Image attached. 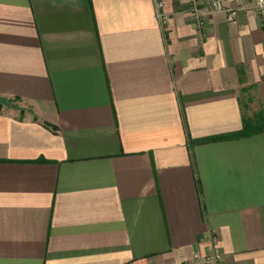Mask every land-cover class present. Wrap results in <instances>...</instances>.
Instances as JSON below:
<instances>
[{"label":"crops","instance_id":"obj_1","mask_svg":"<svg viewBox=\"0 0 264 264\" xmlns=\"http://www.w3.org/2000/svg\"><path fill=\"white\" fill-rule=\"evenodd\" d=\"M245 88L264 113L252 3L199 27L188 0H0V264H185L213 236L264 264V132L195 142L242 129Z\"/></svg>","mask_w":264,"mask_h":264},{"label":"built area","instance_id":"obj_2","mask_svg":"<svg viewBox=\"0 0 264 264\" xmlns=\"http://www.w3.org/2000/svg\"><path fill=\"white\" fill-rule=\"evenodd\" d=\"M193 12L195 21L199 27H203L206 15L214 13H224L230 23H236L242 11L248 8L252 3V8L256 11L262 20L264 26V0H205V8L202 9V0H188ZM165 4L159 2L156 7V18L162 27L168 24L169 16L166 13ZM214 250L209 255L196 253L193 258L185 264H223L224 256L216 246V238L212 237Z\"/></svg>","mask_w":264,"mask_h":264},{"label":"trees","instance_id":"obj_3","mask_svg":"<svg viewBox=\"0 0 264 264\" xmlns=\"http://www.w3.org/2000/svg\"><path fill=\"white\" fill-rule=\"evenodd\" d=\"M240 73H242L240 71ZM243 92L245 94L248 92L247 89H243ZM252 97H249V102L251 103ZM244 102V101H243ZM244 112H243V127L241 130L219 135L215 137H208L204 139H199L195 142H211L216 140H224V139H230V138H242V137H250L259 133L264 132V113L262 110L257 111L256 113H249L247 114V110L250 111V106L248 104H244Z\"/></svg>","mask_w":264,"mask_h":264},{"label":"rangeland","instance_id":"obj_4","mask_svg":"<svg viewBox=\"0 0 264 264\" xmlns=\"http://www.w3.org/2000/svg\"><path fill=\"white\" fill-rule=\"evenodd\" d=\"M249 97H251L250 93L244 94L243 101H244V104H248L249 106H251V103L249 102ZM249 113H251V111L247 110V114Z\"/></svg>","mask_w":264,"mask_h":264}]
</instances>
